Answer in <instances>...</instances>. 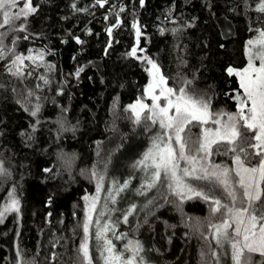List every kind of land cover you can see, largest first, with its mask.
<instances>
[{
	"label": "trees",
	"instance_id": "trees-1",
	"mask_svg": "<svg viewBox=\"0 0 264 264\" xmlns=\"http://www.w3.org/2000/svg\"><path fill=\"white\" fill-rule=\"evenodd\" d=\"M256 4L32 0L36 12L0 28L5 34L0 55V165L5 170L0 173V205L13 189L20 200V212L0 222V264H76L84 197L97 186L91 171L104 176L105 191L114 180L125 182L157 131V124L143 115L137 123L128 107L138 99L150 103L144 91L150 80L145 57L156 61L170 87L190 81L186 90L210 98L213 113L237 111L236 95L243 89L227 69L247 66L248 41L264 30V12ZM22 6L18 0L12 11ZM133 48L136 56L129 55ZM17 54L24 56L19 68L12 63ZM37 104L39 112L33 116ZM197 127H189L193 139L199 137ZM229 148L215 145L214 162L233 165ZM217 195L227 202L222 191ZM99 208L100 203L90 227L92 252L98 220L111 229L109 239L124 236L120 251L131 240L144 242L154 264H215L201 253L214 250L212 238L204 237L208 221L219 223L221 215L213 217L201 198L181 203L162 185L134 212L127 210L126 220L122 209L113 221L109 212L100 217ZM253 260L261 264L264 257L255 254Z\"/></svg>",
	"mask_w": 264,
	"mask_h": 264
},
{
	"label": "snow or ice",
	"instance_id": "snow-or-ice-1",
	"mask_svg": "<svg viewBox=\"0 0 264 264\" xmlns=\"http://www.w3.org/2000/svg\"><path fill=\"white\" fill-rule=\"evenodd\" d=\"M17 4L18 0H0V28L12 25L21 17L26 18L37 10L32 6V0H24L23 6L13 12L12 9L16 8ZM256 7L264 12V0H257ZM133 27L137 29L139 42V27L136 24ZM20 28L23 29L24 25H20ZM108 31L110 33L111 29ZM4 35L0 33V55L4 50ZM136 52L137 49L133 48L129 55L136 56ZM38 58L42 60L43 53H40ZM28 59L37 57L29 56ZM145 59L151 65L149 72L152 79L144 91L151 99V104L138 99L128 107L134 113L137 123H140L143 115L146 121L153 125L158 124L162 130L152 137L151 147L137 162L145 169H152L148 188L155 187L163 174L169 192L178 197L181 203L193 197L201 198L209 204L213 217L218 213L221 215L219 223H213L211 219L208 221L209 233L204 239L207 241L210 236L216 249L222 251L210 250L207 254L202 252V257L210 255L216 264H219L222 256L228 258V264H255V254L264 257V30H260L255 40L248 41L247 66L240 70L231 67L227 69L229 74L234 73L239 77V87L243 89V96L239 93L236 95V112L213 113L210 98L197 97L186 90L190 81L185 82V87H170L168 78L161 73L156 61L146 57ZM23 61V54H17L12 63L19 68ZM254 61H258V66ZM11 70L10 68L9 71ZM162 99L164 104H161ZM39 108L37 104L32 112L33 116L37 115ZM209 121L216 127L204 128L201 135L193 139L189 134V125H204ZM248 133L252 135L249 136ZM245 142H248L247 147L242 146ZM225 143L234 154L235 167L213 164L209 159L213 154V145ZM254 158L255 164L252 163ZM182 161L187 166L181 167ZM4 171L0 165V173ZM90 175L97 180L96 195L91 198L84 197L89 203L86 205L85 220L81 225L83 238L76 249V264H95L90 247V226L100 200L99 193L104 176L95 169ZM188 178L206 183L194 186ZM124 187H127V184ZM218 190L226 197V203L218 197ZM132 207L135 208V205ZM13 212H20V200L15 189L9 193V199L0 205V222H3L7 214ZM100 215L102 216L103 212ZM95 223L96 252L103 264H140L137 253L143 249L138 241L134 245L132 242L125 244L124 251H120L113 240L106 236L111 229L107 225L101 227L98 220ZM126 252H130V255H125ZM55 255L53 253V259ZM20 264L25 262L21 261ZM261 264H264V260Z\"/></svg>",
	"mask_w": 264,
	"mask_h": 264
},
{
	"label": "rangeland",
	"instance_id": "rangeland-1",
	"mask_svg": "<svg viewBox=\"0 0 264 264\" xmlns=\"http://www.w3.org/2000/svg\"><path fill=\"white\" fill-rule=\"evenodd\" d=\"M23 2H24V0H23ZM258 36H259V33L255 37H253L251 40H255ZM246 54H247V58H248V44L246 46ZM254 63H256L258 66V61H254ZM150 68H151V65L149 64V69ZM149 74H150V80H151L152 75L150 72H149ZM150 80H149V82H150ZM240 95L243 96V92ZM145 96H146V94H145ZM146 97L150 101L149 104H151V99L148 96H146ZM145 103H147V102H145ZM164 103H165V101L162 99L161 104H164ZM191 126L189 125V127H191ZM213 127H216V125H213L211 121H209L208 124L200 125V127H197L198 129L200 128L199 129V136L201 135L204 128H213ZM161 131L162 130L159 128V125L157 124V131L154 133V135H156L158 132H161ZM151 144H150V147H151ZM214 146L215 145H213V147ZM227 146L230 147L229 145H227ZM209 159H210L211 163L219 164V163L214 162L212 156L209 157ZM252 163L253 164L256 163L255 158L253 159ZM185 166H187V165L185 164V162L182 161L181 167H185ZM229 166L235 167V164L233 163V165H229ZM151 172H152V169H150V168L145 169V168L138 165L137 170H135L133 173H131L126 178L125 182H120L118 180H114L113 182H111L107 186L106 191L102 188L104 191L102 190L99 193V196H100L99 214L101 212H103L104 217H105V215H107L109 212V215L111 217L110 219L114 221L117 218L116 214H117V216H119L121 209H122L123 210V216L125 218V217H127L128 214L134 212L137 209L139 203L142 200H144L145 198L154 194L157 189L162 187V185L167 186V182L163 179V174H162L161 181L157 182L155 187L148 188V184L151 183ZM188 179L194 184V186H200V185H203L206 183L204 181H194V180H192V178H188ZM118 183H120V184H118ZM121 183H123V184H121ZM125 184H127V187H124ZM109 193H111V196H109ZM95 195H96V192L94 194L88 195V197L91 198L92 196H95ZM88 203H89V201H86V205ZM97 205H96V207H97ZM133 205H135V208L132 207ZM127 210L129 211L128 214H126ZM94 214L95 213H93V221H94ZM100 217H101V215H100ZM101 219H103V218H101ZM92 225H93V223L91 224L90 227H92ZM90 232H91V230H90ZM106 235H108V232L106 233ZM94 236H95V234H94ZM117 237H120V239H117ZM110 239H111V237H110ZM123 240H124V236L121 234L113 237V243L116 245L117 249L119 246L124 244ZM131 241L135 244V241H133V240H131ZM93 242L95 244V249L93 252L94 260L98 261V263H100V264H103L102 259L99 257V255L96 252V240H93ZM214 244H215V242H214ZM91 245H92V242L90 240V247L92 248ZM140 245L143 249L142 252L137 253V259L140 261V264H154L152 261V258L150 256L149 249L147 248L145 243L141 242ZM214 250L222 251V249H216V245H215ZM125 255H130V252H126ZM215 264H216V262H215ZM219 264H228L227 257L222 256Z\"/></svg>",
	"mask_w": 264,
	"mask_h": 264
},
{
	"label": "water",
	"instance_id": "water-1",
	"mask_svg": "<svg viewBox=\"0 0 264 264\" xmlns=\"http://www.w3.org/2000/svg\"><path fill=\"white\" fill-rule=\"evenodd\" d=\"M132 244L134 245V243L132 242Z\"/></svg>",
	"mask_w": 264,
	"mask_h": 264
}]
</instances>
